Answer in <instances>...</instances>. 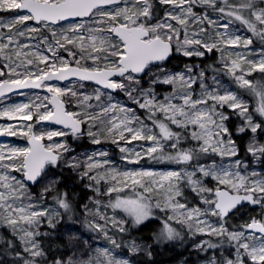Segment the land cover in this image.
I'll use <instances>...</instances> for the list:
<instances>
[{
	"label": "snow or ice",
	"instance_id": "snow-or-ice-1",
	"mask_svg": "<svg viewBox=\"0 0 264 264\" xmlns=\"http://www.w3.org/2000/svg\"><path fill=\"white\" fill-rule=\"evenodd\" d=\"M0 12L15 13L0 18V99L47 93L0 109V119L16 122L0 125V136L27 141L0 144V227L16 238L4 242L10 264H131L116 250H144L125 237L156 218L157 242L183 240L176 224L218 241L194 243L197 252L234 249L206 264H264V143L256 139L264 133V0H0ZM212 53L218 60L205 64ZM173 55L200 63L169 70ZM161 86L171 88L162 98ZM232 116L240 120L235 134ZM248 132L252 162L240 158L236 140ZM84 137L100 147L77 155L73 144ZM107 142L125 164L146 158L164 167H117L102 150ZM57 169L87 180L94 210L66 191L44 206ZM45 180L34 198L30 188ZM244 203L258 206L259 218L230 228L228 217ZM77 211L110 246L84 239L79 255L49 257L41 226L56 229Z\"/></svg>",
	"mask_w": 264,
	"mask_h": 264
},
{
	"label": "rangeland",
	"instance_id": "rangeland-1",
	"mask_svg": "<svg viewBox=\"0 0 264 264\" xmlns=\"http://www.w3.org/2000/svg\"><path fill=\"white\" fill-rule=\"evenodd\" d=\"M124 5L121 4V7ZM15 15L13 12H0V18H9L11 16ZM176 58L180 57L181 59H184L185 57L173 55ZM219 58V53H212L209 54V58L205 60V64L207 63H213L214 61H217ZM191 62H183L181 64H177L176 67H168L169 70H175L180 71L184 68L185 63H200V58H191ZM219 66V65H217ZM210 74V73H209ZM254 78H258L256 74H254ZM226 83H228V77L223 78ZM60 83V82H56ZM68 83V82H64ZM92 87L94 85H87L84 91L90 92L92 90ZM171 91L170 86H161V88L157 89L158 95L162 98L163 95H165L167 92ZM24 95H20L19 93H14L10 95H6L4 98L0 99V109H2L5 106H10L12 104L17 103H27L30 100H35L36 96L39 95L40 97H43L47 93H45L43 90H34V89H27L24 90ZM116 99L121 100V102H126V97H123L122 94H116ZM247 102L249 103L250 107H255L256 101L253 97L246 95ZM227 111V110H226ZM143 114V113H141ZM236 118V116H233ZM238 118V117H237ZM239 119V118H238ZM8 123H16L15 121H7L6 119H0V125H6ZM240 120L237 121L235 124V127L233 129V133H236V127L239 125ZM43 127L48 128H58L56 125H42ZM252 133L248 132L244 135L245 139L242 140V145L244 149V154H240L241 159H245L248 162H252L253 158L250 154H248L245 149L247 147V144L249 142V139L252 137ZM256 139L264 143V133H259L256 136ZM47 143V141H45ZM238 143V142H237ZM0 144L4 145H11V146H26L27 141L19 136L12 137L9 136L6 140H0ZM76 145H80L79 147H76ZM239 145V143H238ZM73 147L76 148L75 154L80 155L84 152H88L89 154L93 151L99 148L100 146L91 145L88 138L84 137L79 141H76L73 144ZM240 147V146H239ZM102 150L109 152L110 159L114 162V164L117 167H125V168H139V167H154V168H162L164 165L157 164L154 162H151L147 160L146 158L141 161L139 165H133V164H125L123 161L120 160L121 153L119 152L118 148L111 144L110 142H107L103 145ZM246 156V157H245ZM84 158L83 156L81 157ZM219 160V157L216 158ZM252 168H255L257 171L260 170L261 165L258 163H253ZM251 170V169H250ZM57 172H60V179L59 183L57 185V188L55 191L51 193L47 197V204L44 206H51L53 204L52 196L56 194V191L59 192H68L70 198L75 201L78 204H88L89 207L93 208L94 206L92 202L89 200V197H95V193L90 191L89 189L85 188V184H87V180H85L83 183H81L79 176L76 172H73L72 170L68 169H57ZM19 177V173H14ZM47 183V181H41V183L33 186L34 188H30V191L33 194V197L39 195L42 187ZM215 182H212L214 185ZM83 190V192H82ZM99 199H102L105 203L107 202V197H96ZM189 199H192L190 196ZM242 210L245 211V217L241 219L235 218V213L233 216L228 217V226L230 228L232 227H238L241 224H244L245 222L250 221L251 217H257L259 218V208L258 206L249 207L244 206ZM101 211H105V209H101ZM109 215H111V209L106 210ZM163 213L157 212V216H163ZM89 219H92V217H89ZM215 220V218H212ZM84 215L80 211H77L75 213V217L73 219H69L67 215L63 217V219L58 223L56 229H50L47 227V224L45 222L44 225L41 226L40 231L41 232H48L49 235L43 236L51 239L52 241H57L59 246L51 248L50 252H47V255L49 257H59L60 254H64V258L67 259L68 256L73 254L74 250L77 251V255H79V251H82L83 249V241L84 239H89L93 245V247L96 246H110L108 245L107 241L103 239V236L101 235L99 239H95V234L90 233L84 226ZM154 222L152 225L151 230L149 231V239H144L143 236L139 237H125V240L129 239H136L138 243L145 246V249L136 253L130 252L127 248H124L122 250L118 249L116 250L117 253L125 259H128L131 264H144L141 260H151L153 258V252L151 250L152 246L155 245L156 251L159 252L160 255H163L164 259L154 262V264H206V260L211 257L214 253L220 257L221 259L225 255H230L234 252V249L228 248L227 245H224L223 248H218L214 250H209L207 253L204 252H197L193 248L194 243H198L200 240H207V239H213L214 242H218L215 240V238H210L207 236H196L191 237L189 234H187L186 227H182L180 225L173 224L174 227H176L178 230H181L184 238L183 240H177V241H162L157 242L155 239H153L154 235L160 231V228L162 227V223L160 219L156 218L151 220ZM102 223V221H101ZM75 229V231H69V227ZM132 235H136L135 230H132ZM69 237H74V239H69ZM78 238V239H75ZM16 238L12 235L11 231L7 228L0 227V260L11 262L13 257L11 255H8L5 253L6 244L4 243L7 240H15ZM17 245H19V241H16ZM150 246V247H148ZM151 252V255L148 254V252Z\"/></svg>",
	"mask_w": 264,
	"mask_h": 264
},
{
	"label": "trees",
	"instance_id": "trees-1",
	"mask_svg": "<svg viewBox=\"0 0 264 264\" xmlns=\"http://www.w3.org/2000/svg\"><path fill=\"white\" fill-rule=\"evenodd\" d=\"M191 61H192V59H189V58L181 59L180 57L176 58L175 56H173L167 62L166 66H168V67H176L177 64H181L183 62H191ZM238 120L239 119L237 117L234 118L232 116L231 120L228 122L231 131H233V129L235 127V124L237 123ZM244 135L245 134H241L239 136H236V140H237V142L239 143V146H240V154L241 155L244 154L243 153L244 149H243V145H242V140L245 139ZM32 188H34V187L32 186ZM82 192H83V190H82ZM189 198H190V196H189ZM233 212L235 213V218H237V219H241V218L245 217V215H244L245 211L242 210V208H237ZM233 212L231 213L230 216H233V214H234ZM153 224H154L153 221L146 222L145 225L141 226L138 230H135L136 235L135 234L134 235L131 234L130 236H126V237L130 238V237L143 236V238L147 240V239H149V235L148 234H149V231L151 230ZM41 240H42V244H43L44 248H46L48 250V252H50L51 248L59 246L57 241L56 242L52 241L51 239H49L47 237H42ZM151 250L153 252V258L151 260H145V259L141 260L144 264H154V262L164 259L163 255H160L159 252L156 251L155 245L152 246Z\"/></svg>",
	"mask_w": 264,
	"mask_h": 264
},
{
	"label": "water",
	"instance_id": "water-1",
	"mask_svg": "<svg viewBox=\"0 0 264 264\" xmlns=\"http://www.w3.org/2000/svg\"><path fill=\"white\" fill-rule=\"evenodd\" d=\"M25 90H27V89H25ZM24 91V90H23ZM14 93H17V92H14ZM14 93H8L7 95H10V94H14ZM56 126H58V125H56ZM58 127H60V126H58ZM9 138V136H0V140H6V139H8ZM244 205H247V206H249V207H254L253 205H250V204H248V203H244L242 206H244ZM239 207H241V206H239Z\"/></svg>",
	"mask_w": 264,
	"mask_h": 264
},
{
	"label": "flooded vegetation",
	"instance_id": "flooded-vegetation-1",
	"mask_svg": "<svg viewBox=\"0 0 264 264\" xmlns=\"http://www.w3.org/2000/svg\"><path fill=\"white\" fill-rule=\"evenodd\" d=\"M244 206H246V205H244ZM244 206H241V207H238V208H243Z\"/></svg>",
	"mask_w": 264,
	"mask_h": 264
}]
</instances>
